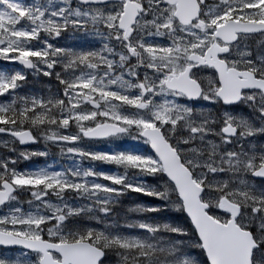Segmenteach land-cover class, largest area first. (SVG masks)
Wrapping results in <instances>:
<instances>
[{
    "label": "snow or ice",
    "instance_id": "snow-or-ice-1",
    "mask_svg": "<svg viewBox=\"0 0 264 264\" xmlns=\"http://www.w3.org/2000/svg\"><path fill=\"white\" fill-rule=\"evenodd\" d=\"M0 61V264H264V0H0Z\"/></svg>",
    "mask_w": 264,
    "mask_h": 264
},
{
    "label": "rangeland",
    "instance_id": "rangeland-1",
    "mask_svg": "<svg viewBox=\"0 0 264 264\" xmlns=\"http://www.w3.org/2000/svg\"><path fill=\"white\" fill-rule=\"evenodd\" d=\"M24 2H28V0H24ZM3 70H6L5 68V62L3 61H0V71H3ZM42 147V146H41ZM53 151V156L49 158V162H55L56 161V157H55V149L52 150ZM45 163L44 160H35V161H32V162H25L21 165H19L20 168H23L25 166H32V165H43ZM61 164L65 163V161L61 160L60 161ZM106 167V166H105ZM136 194H131V196H135ZM141 200H147V198H143L141 197L140 198ZM128 202H131L130 200H125V203H128Z\"/></svg>",
    "mask_w": 264,
    "mask_h": 264
},
{
    "label": "flooded vegetation",
    "instance_id": "flooded-vegetation-1",
    "mask_svg": "<svg viewBox=\"0 0 264 264\" xmlns=\"http://www.w3.org/2000/svg\"><path fill=\"white\" fill-rule=\"evenodd\" d=\"M33 91H43V88H40L38 85H32Z\"/></svg>",
    "mask_w": 264,
    "mask_h": 264
}]
</instances>
